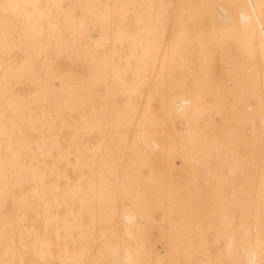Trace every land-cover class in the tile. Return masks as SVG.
Wrapping results in <instances>:
<instances>
[{"label": "bare ground", "instance_id": "obj_1", "mask_svg": "<svg viewBox=\"0 0 264 264\" xmlns=\"http://www.w3.org/2000/svg\"><path fill=\"white\" fill-rule=\"evenodd\" d=\"M263 7L261 0H0V264L181 261L172 248L135 239L139 214L120 209L108 187L120 167L149 173L190 162L175 160L183 133L211 146L208 159L194 160L204 173L199 163L228 175L260 163ZM236 110L248 142L220 135L219 123ZM254 213L237 206L226 221L248 239L263 228ZM255 237L245 245L236 235L214 238L218 247L195 264L217 252L228 262L264 264Z\"/></svg>", "mask_w": 264, "mask_h": 264}, {"label": "rangeland", "instance_id": "obj_2", "mask_svg": "<svg viewBox=\"0 0 264 264\" xmlns=\"http://www.w3.org/2000/svg\"><path fill=\"white\" fill-rule=\"evenodd\" d=\"M261 5H264L263 0H261ZM263 12L264 7L262 10L264 19ZM229 84L231 86L230 100L236 101L237 96H234L233 84ZM226 119L221 123L218 122L220 135L226 138L228 135L236 134L235 141H238L237 139L244 141L245 136L241 135V133L246 135L243 115L236 110L232 115L228 114ZM256 132L260 163L244 166L240 164L239 167L230 169V175L223 172L224 169L215 167L211 162L199 163L207 167L205 171L207 174L202 170H197L194 160L208 159L211 146L209 144L202 146L198 138L185 133L179 137L181 148L180 152L175 155V160L178 161V157L183 155L188 157L190 162L163 166V168L156 165L149 173H146L147 170L133 169L131 166L118 168V172L121 173L120 179L118 180L117 176L116 180H111L115 183L109 185L108 193L115 204L120 205L118 206L120 209L126 207L139 214L141 224L135 239L144 245L156 247L158 251L162 246L172 248L182 258L179 262L164 259L151 264L197 263L194 261L196 256L202 253L207 255L215 244L216 248L220 244L213 241L215 234L213 235L211 231L217 233L218 237L215 235V239L236 235L244 245L256 236L255 241L259 238L256 243L257 248L260 253L264 254V211L262 210L264 202V125L260 126ZM245 139L248 142V137ZM131 172L136 173L134 174L136 176H132ZM203 195L206 196L203 197ZM237 206L240 209L241 207L247 209V212L252 211L254 216L256 212V219L262 222L263 228L260 227L258 232L248 235V239L241 236L240 231L226 221L230 211ZM238 214L240 215L241 212ZM239 215L237 216L238 221H240ZM223 218L225 219L224 224ZM253 244H255L254 241ZM227 260L217 252L207 264H243L238 261L239 259H231L230 262Z\"/></svg>", "mask_w": 264, "mask_h": 264}]
</instances>
